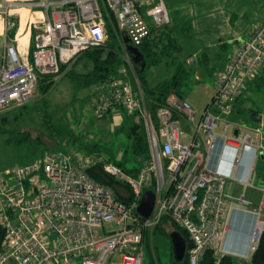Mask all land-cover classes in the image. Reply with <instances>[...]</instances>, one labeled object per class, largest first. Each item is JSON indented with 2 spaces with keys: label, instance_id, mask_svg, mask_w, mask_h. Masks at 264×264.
Here are the masks:
<instances>
[{
  "label": "built area",
  "instance_id": "1",
  "mask_svg": "<svg viewBox=\"0 0 264 264\" xmlns=\"http://www.w3.org/2000/svg\"><path fill=\"white\" fill-rule=\"evenodd\" d=\"M6 1L0 0L4 36L15 27L11 9L43 5L45 12L40 11L42 19L31 25L30 63L4 40L0 111L23 106L36 93L41 76L55 79L62 65L101 45L108 31L106 17L114 16L118 30L135 47L149 36L151 27L169 23L164 0ZM122 59L118 75L96 89L92 107L98 116L120 108L139 111L145 121L150 160L138 175L131 177L112 163L104 164L109 174L130 184L134 203L129 207L110 187L90 178L85 172L89 160L80 153L47 151L33 163L7 168L0 172V225L6 232L0 244V264H143L145 232L150 236L165 213L190 238V264H198L207 249L228 254L223 242L231 202L224 188L230 175L217 167V161L210 165L209 159L221 148L240 147L255 155L261 147L248 131L231 136L217 133V127L222 120L224 131L230 128L228 117L236 100L264 67V20L235 43L216 77L212 104L198 121L186 100L170 95L168 104L157 109L158 124L154 125L126 48ZM183 120L194 124L190 142L184 141ZM255 132L260 135V128ZM200 134L207 141V161L195 150ZM216 157H220L217 151ZM151 185L156 203L150 217L141 220L131 208ZM262 192L250 210L254 226L247 256L254 253L264 231V189ZM239 200L244 202L242 197Z\"/></svg>",
  "mask_w": 264,
  "mask_h": 264
},
{
  "label": "rangeland",
  "instance_id": "2",
  "mask_svg": "<svg viewBox=\"0 0 264 264\" xmlns=\"http://www.w3.org/2000/svg\"><path fill=\"white\" fill-rule=\"evenodd\" d=\"M29 9L30 14L36 11L45 12L43 5H31ZM191 15L189 20L176 18L171 23H174L177 29L185 23L190 24L188 35L176 30L175 37L182 47L176 55V62H185L186 57L195 50L203 51L205 48L208 66L213 69L210 73L205 67H198L190 76L189 86L184 88L183 99L188 101L195 110L196 120H198L204 109L212 104L217 72L231 50L228 39L236 35L250 34L257 23L264 20V0H203L200 12L195 16ZM146 21H148L147 18ZM221 42L228 43L226 49L219 47ZM191 58H188V62ZM76 61L73 60L67 64L66 70H71ZM77 66L74 69L78 73H83L86 69ZM175 67V63L165 61L150 67L145 72L148 84L155 86L169 79ZM134 71L136 72L135 66ZM196 75L200 81L195 80ZM93 89V86H84L77 78L61 70L48 92L41 93L37 84L36 93L23 105L24 107H13L0 111V172L14 166L29 164L41 155L45 147H51L53 142L57 141L68 142L70 136L74 135H80L85 141L105 142L120 153L123 147L122 138H115L112 134L117 126L113 121L114 115L109 113L105 117H98L92 107L95 93ZM255 90L257 89L250 91L251 100L255 106L263 109L264 88ZM44 109L49 113L47 127L43 124ZM121 115L122 111H120ZM3 116H5L4 120ZM235 117L241 121H252L249 113H239ZM230 120L233 121V117ZM192 126L194 127V124L183 121L182 128L185 134L191 130ZM17 138L26 140L23 143H17ZM203 139L200 134L198 142L204 145ZM67 151L71 154L80 153L85 157L75 147H70ZM172 230L175 229L169 223L162 224L161 229L154 228L153 234L148 236L147 244L145 240L142 250L143 264H171L173 255L168 234Z\"/></svg>",
  "mask_w": 264,
  "mask_h": 264
},
{
  "label": "trees",
  "instance_id": "3",
  "mask_svg": "<svg viewBox=\"0 0 264 264\" xmlns=\"http://www.w3.org/2000/svg\"><path fill=\"white\" fill-rule=\"evenodd\" d=\"M106 25L108 31L105 41L101 45L89 48L80 54V57L87 59L86 61L88 64L83 73H77L74 68L67 71V64L61 66L62 71H66V74L71 75L73 78H77L82 85L89 87L93 86V90L95 91L93 99L95 98L96 89L100 87L103 82L118 75L119 68L122 65L121 57L125 49L124 36L117 28L114 16L106 17ZM189 29V23H185L179 29L169 23L159 28L151 27L149 36L137 46L143 56L142 61L145 63V66L142 67L141 64H134L136 67V76L144 94L145 108L154 125L158 124L156 116L157 109L168 104V97L170 95H175L179 99H183L184 88L190 84V76L194 71L186 62H176L175 60L176 55L182 48L175 37L176 30L188 35ZM200 55L201 57L205 56V59L203 60H201V57L199 58L201 64L211 73L212 68H210L207 63L206 49H204ZM164 61L166 63L176 64L174 73L169 79H165L157 83L155 86H150L146 80V70ZM54 80L55 79L51 75L41 76L38 82L41 93L45 94L48 92L53 86ZM253 84L256 89L264 86V73L255 77ZM241 97L242 95L236 100L231 115H235L237 104L241 101ZM43 111L45 112L43 115V124L47 127L49 113L46 109ZM120 111H122L121 121L112 133L115 138H122L121 142H123V147L120 153H117L112 145L106 144L105 142L85 141L80 135H74L70 136L68 142L57 141L53 142L51 147H45L41 155L34 161L40 159V157L47 151H62L66 154H71L67 149L75 147L77 151L82 152L85 158L89 160L85 166V172L87 175L95 182L110 187L118 200L131 207L134 203L135 196L130 184L125 180L109 174L104 169V164L112 163L129 176L136 177L141 168L146 166L147 162L150 160V145L146 124L141 112L137 111L131 113L124 108H120ZM106 115L107 114H104L98 117H105ZM2 118L4 120L5 116ZM24 140L26 139L17 138V143H23ZM88 157L90 158L88 159ZM153 186L154 185H151L150 188L153 189ZM131 213L139 217L136 213V207L131 208ZM139 218L144 220L141 217ZM167 223L171 224L176 231H179L186 241L185 258L182 261H176L172 258L171 264H190L187 250L189 249L191 242L187 232L180 225L175 223L167 213L163 214L161 220L154 228L161 229L162 224ZM5 235L6 232L0 225V244ZM148 236V233L145 232L146 244ZM198 264L237 263L230 255H218L214 249H207L199 259ZM246 264H264V231L261 234L256 250Z\"/></svg>",
  "mask_w": 264,
  "mask_h": 264
},
{
  "label": "crops",
  "instance_id": "4",
  "mask_svg": "<svg viewBox=\"0 0 264 264\" xmlns=\"http://www.w3.org/2000/svg\"><path fill=\"white\" fill-rule=\"evenodd\" d=\"M23 1H31V0H23ZM33 1H41V0H33ZM168 16H169V24L175 27L174 23H171L172 20L176 18H191V14L195 16L196 13H199L202 9L203 0H164ZM20 9H11L10 16L15 22V27L8 31L5 34L4 30V20L0 14V49H4V40L8 44H13L16 46L17 51L22 59L31 62V51L33 47V31L31 28L32 22L35 20H41L42 16L40 11L33 12L32 14L29 8ZM29 15V16H28ZM28 17V18H27ZM30 21V25H29ZM248 35V34H247ZM246 35V36H247ZM245 37V35H236L233 38L228 39V43L231 45V50L227 54L225 60H223L221 68L217 72V74L222 70L224 63L228 60L229 56L233 52L235 43L238 39ZM7 39V40H6ZM226 42L219 43L221 49H226ZM181 45V44H180ZM205 49V48H204ZM202 53L201 50H198L186 57L185 62L195 71L198 67H203L199 58ZM191 60L188 62V58ZM205 59V56L201 57ZM77 60V61H76ZM73 68H86L87 67V59L77 57ZM207 71V70H206ZM213 72V69L211 73ZM78 73V72H77ZM264 73V67L261 69L259 74ZM258 74V75H259ZM257 75V76H258ZM256 76V77H257ZM195 80L200 81L199 77L196 75ZM215 84V83H214ZM151 86V85H150ZM255 88L253 84V80L247 84V88L244 90L242 94L241 101L237 104L235 115L239 113H249L252 121H241L235 117V115H231L228 117L229 121L232 122V125L229 129H223V121L221 120L218 123L217 133H227L228 135L235 136V132L240 131H248L255 138V142L261 145L258 148V151L255 155L251 152H246L240 147L238 148H221L217 151V156L220 157L217 160L216 151L215 154H212L209 163L210 165H214L217 161V167L223 171L228 173L230 176L226 180L225 184V194L227 200L231 202V206L227 216V230L225 239L223 242V248L228 251V254L222 255H230L232 256L237 264H246L251 256H247V246L249 241V234L254 226V218L250 213L251 208L256 206L262 196V190L264 189V108L260 109L258 106H255V103L251 100V92L252 89ZM259 88V87H257ZM264 86L257 90H262ZM255 90V91H257ZM260 92V91H258ZM184 97V95H183ZM184 100V99H181ZM247 100L249 103H246ZM188 102V101H187ZM189 103V102H188ZM245 104V105H244ZM111 114V113H110ZM114 115V122L118 125L121 121L120 110ZM233 117V121L230 118ZM200 116L198 117L199 120ZM195 119L196 112H195ZM196 120V121H198ZM184 121V120H183ZM182 121V123H183ZM252 122V123H251ZM255 128H260L261 133L258 135L255 132ZM231 131V132H230ZM194 137V127L192 126L190 131H187L184 137L185 142H190ZM198 137L196 140L198 141ZM204 138V137H203ZM202 142V141H200ZM204 145L199 143V146L195 148L196 151L202 154L205 161L208 160V155L206 151V139H203ZM238 158V161L233 162L235 158ZM242 197L244 202H241L239 198ZM246 202V203H245Z\"/></svg>",
  "mask_w": 264,
  "mask_h": 264
},
{
  "label": "water",
  "instance_id": "5",
  "mask_svg": "<svg viewBox=\"0 0 264 264\" xmlns=\"http://www.w3.org/2000/svg\"><path fill=\"white\" fill-rule=\"evenodd\" d=\"M125 48L131 55L134 64H141L142 67L145 63L142 61V54L138 47L129 43L128 38L124 37ZM237 134V132H235ZM157 194L152 189H147L143 192L138 205L136 206V213L139 217L147 219L152 214L156 203ZM171 241L173 258L176 261H182L186 256V241L179 231L173 230L169 234Z\"/></svg>",
  "mask_w": 264,
  "mask_h": 264
},
{
  "label": "bare ground",
  "instance_id": "6",
  "mask_svg": "<svg viewBox=\"0 0 264 264\" xmlns=\"http://www.w3.org/2000/svg\"><path fill=\"white\" fill-rule=\"evenodd\" d=\"M11 17V16H10ZM12 18V17H11ZM16 22V21H15ZM7 40V39H6Z\"/></svg>",
  "mask_w": 264,
  "mask_h": 264
}]
</instances>
